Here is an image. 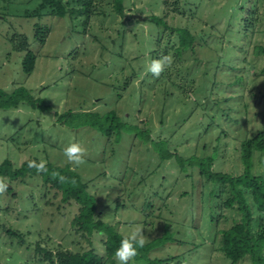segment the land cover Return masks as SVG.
<instances>
[{"label":"rangeland","instance_id":"obj_1","mask_svg":"<svg viewBox=\"0 0 264 264\" xmlns=\"http://www.w3.org/2000/svg\"><path fill=\"white\" fill-rule=\"evenodd\" d=\"M62 1L70 11L64 18L40 9L43 0H0V90L24 88L37 100L36 108L0 110V164L37 159L70 168L96 198L98 219L120 235L139 226L145 245L171 240L132 264H231L221 232L241 214L225 206L227 188L206 180L199 163L214 157V172L241 175L242 141L264 130V0H124L122 15L115 0H92L87 24L73 12L83 0ZM36 26L46 31L44 44ZM177 29L195 36L191 49H180ZM22 37L37 55L30 75L27 52L12 40ZM163 56L170 62L154 77L147 65ZM85 113H114L124 129L108 138L82 125ZM71 142L85 150L79 165L63 155ZM252 172L264 178V153H254ZM0 184L7 185L0 187V264H50L39 248L54 264L61 252L91 250L116 264L106 257V236L75 228L79 206L41 177Z\"/></svg>","mask_w":264,"mask_h":264},{"label":"trees","instance_id":"obj_2","mask_svg":"<svg viewBox=\"0 0 264 264\" xmlns=\"http://www.w3.org/2000/svg\"><path fill=\"white\" fill-rule=\"evenodd\" d=\"M123 2L124 0H115V6L120 15L123 14ZM82 3V9L73 12L84 16L86 18L85 24H87L90 19V7L93 1L83 0ZM174 6L179 11L178 2L174 3ZM41 8H50L53 14L61 18H64L70 13L68 5H65L62 0H43ZM34 15L40 16L41 18L40 10H37ZM253 15L254 11L251 8L249 17L245 18L247 31L250 30ZM152 17L151 20L148 19L151 23L157 27L164 25L167 28L163 18ZM176 32L180 40V49H191L195 42V36L187 29H177ZM36 37L41 44H44L46 31L42 27L36 26ZM12 40L16 51L27 52L23 60V70L27 75L32 74L35 69L37 55L29 49V44L24 37L20 38L17 42L14 39ZM260 52L264 54V49H260ZM22 105L36 108L37 100L24 88H20L12 94H7L0 90V110L17 109ZM72 116L73 114L68 113L63 117L71 119ZM83 116L82 125L95 128L108 138L113 133H119L124 129V125L114 113L104 118L95 116L92 113H85ZM255 152L264 153V130L259 131L252 138L242 141L241 160L244 165V171L241 175L232 176L227 173L214 172L212 170V165L215 161L214 157L205 158L199 163L201 175L206 180L214 185H221L223 188H227L230 197L225 202V206L230 209L236 208L241 214L240 222L233 225L230 229L221 232L220 251L231 264H238L246 258L249 259L251 264H264V178L259 175H254L252 172ZM28 161L40 162L37 159H30ZM28 161L24 162L19 168H16L10 160L3 161L0 164V178L16 181L26 177H41L46 186L62 193L63 202H74L79 206V214L73 220V226L75 228L84 232L89 237L95 233L106 236L104 242L106 257L112 259V254L115 248L118 247L119 241L123 236L116 232L112 226L98 219L97 200L93 195L89 194L88 184L82 180L78 173L70 168L44 163L46 171H38L35 167H28ZM60 177H63V179L61 180ZM247 194L251 196L253 204L259 214L257 221H255V215L247 199ZM6 232L23 240L22 235L19 233H14L11 230H7ZM168 241L171 240L168 237H163L149 244H144L142 248L137 249L135 259H139L142 253H144L145 257H148L147 255L152 250ZM39 249L43 254L45 253V260L50 264H54L51 259L52 255L46 252L44 248ZM57 260L59 264H104L105 262V258L96 254L93 250L83 254L61 252L58 254ZM153 264H157V262L154 261Z\"/></svg>","mask_w":264,"mask_h":264},{"label":"clouds","instance_id":"obj_3","mask_svg":"<svg viewBox=\"0 0 264 264\" xmlns=\"http://www.w3.org/2000/svg\"><path fill=\"white\" fill-rule=\"evenodd\" d=\"M170 62L168 56H163L160 59H153L147 65V71L154 77H158L164 70V67ZM84 149L79 142H71L63 149V155L70 164L79 165L82 163V154ZM28 167H35L38 171H46L43 161L37 163L35 161H28ZM62 180L63 177H60ZM7 185L0 184V187ZM145 243L144 235L139 226H137L126 237H122L119 241L118 247L115 248L112 256L116 264H132V261L137 256V249L142 248Z\"/></svg>","mask_w":264,"mask_h":264},{"label":"water","instance_id":"obj_4","mask_svg":"<svg viewBox=\"0 0 264 264\" xmlns=\"http://www.w3.org/2000/svg\"><path fill=\"white\" fill-rule=\"evenodd\" d=\"M135 18H137V19H139V20H144V19H142L141 17H139V16H135Z\"/></svg>","mask_w":264,"mask_h":264}]
</instances>
